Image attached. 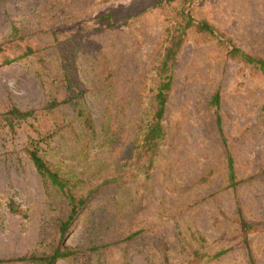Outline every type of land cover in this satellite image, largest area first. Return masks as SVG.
Masks as SVG:
<instances>
[{
    "label": "rangeland",
    "instance_id": "obj_1",
    "mask_svg": "<svg viewBox=\"0 0 264 264\" xmlns=\"http://www.w3.org/2000/svg\"><path fill=\"white\" fill-rule=\"evenodd\" d=\"M188 9L264 58V0H0V115L31 113L0 120L1 259L62 242L72 254L54 264H250L249 252L264 264V76L190 29L170 70L164 140L153 157L139 148L166 27ZM41 138L48 167L86 197L64 237L66 201L27 154Z\"/></svg>",
    "mask_w": 264,
    "mask_h": 264
},
{
    "label": "trees",
    "instance_id": "obj_2",
    "mask_svg": "<svg viewBox=\"0 0 264 264\" xmlns=\"http://www.w3.org/2000/svg\"><path fill=\"white\" fill-rule=\"evenodd\" d=\"M158 5L171 6L175 4H182V0H154ZM185 8L183 7L181 11ZM183 16L176 14V21H172L167 27L166 32L168 35L165 38V47L163 49L162 59L160 61V71H159V81L154 90V95L152 98L151 105V116L149 117V122L147 124V129L142 139V143L139 146L140 151L151 155L153 157L161 142L164 140L165 131L163 127V121L165 116V109L167 101L169 98V93L172 86V73L170 72L172 63L178 53L180 48L183 46L186 38L188 36V31L190 29L195 30L197 33H203L212 38L220 48L223 49L224 54L230 59L238 63H241L243 66L257 71L262 76H264V58L257 56H252L241 48H239L232 40H230L226 35L221 32H218L214 26H212L206 20H195L191 15L190 11H185L182 13ZM103 18H105L103 16ZM179 19V20H178ZM14 36L17 33L16 27H13ZM2 47L0 45V52ZM32 53V50L29 49L24 53V56H28ZM220 94L219 91H216L210 101V105L214 108L216 114L219 113L220 107ZM81 116L84 115L83 112L79 113ZM31 113L20 112L17 109L13 108L5 114L0 115V120L6 121L7 125L12 127L15 123L19 121L26 120ZM84 123L90 125V118L86 115ZM217 125L220 127V119L217 117ZM44 139H38L36 141H30V148L27 150L28 158L32 165L34 166L36 172L40 175L43 182L47 187H50L56 194L61 196L68 206V216L59 225V234L61 237H64L67 227L73 221L74 217L78 214L79 210L83 208L86 204V197H76L72 194L71 183L61 177L58 173L51 170L46 164L45 160L41 155H39V143L43 142ZM224 145H226L225 139L222 140ZM227 171H228V184L230 187L236 186V175L234 170V163L232 156L227 154ZM10 209L13 213L20 214L21 211L19 208H15L13 204L10 206ZM242 234L244 242L248 246V230L250 225L241 220ZM72 252L69 250V247L62 245V242H59V245L51 251L47 256L34 257L26 256L21 258H10V259H1L0 264L11 263V262H24L28 264H54L57 260H63L69 257ZM250 264H256L251 253L249 252Z\"/></svg>",
    "mask_w": 264,
    "mask_h": 264
}]
</instances>
